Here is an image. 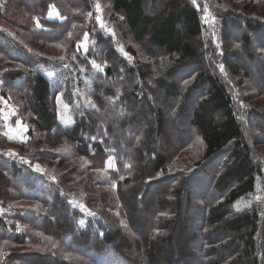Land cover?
Instances as JSON below:
<instances>
[{
	"label": "trees",
	"instance_id": "trees-1",
	"mask_svg": "<svg viewBox=\"0 0 264 264\" xmlns=\"http://www.w3.org/2000/svg\"><path fill=\"white\" fill-rule=\"evenodd\" d=\"M66 1L67 6L79 8L75 22L81 23L88 0ZM52 4L61 7L62 3L6 0L0 21L31 32L49 45L62 44L68 25L47 21ZM152 4L153 0H112L113 11L124 18L123 29L133 41L172 62L156 75L134 53L140 63L137 70L122 60L123 67L114 63L101 73L82 62L88 72H72L78 92L71 101L76 123L70 129L59 121L55 97L68 82L66 74L60 73L61 62L41 60L15 32L0 29V55L27 68L4 75L3 95L8 97L13 91L9 98L30 125L29 140L20 144L8 141L0 119V264H264V199L243 211L234 209L239 201L261 195L259 188L264 193V157L244 138L249 126L264 128L259 121L264 115L243 96L248 106L238 115L226 81L218 72L204 68L208 67L199 40L205 28L193 3L168 0L162 11ZM216 13L226 40L232 18ZM36 15L44 27L58 28L50 29V34L34 31ZM243 25L247 48L255 34L264 32V23L248 19ZM16 49L24 61L11 57ZM232 51L227 47L222 61L237 76L243 66ZM248 58L251 69L246 75L264 95V72L259 74L257 69L258 65L264 71V56ZM188 65L195 72L200 70L192 87L185 86L191 77L182 68ZM49 71L58 77L55 84L44 75ZM120 71L126 80H118ZM241 86L248 92L244 83ZM144 87L156 94L163 92L167 98L159 104L147 101L150 114L137 110ZM118 92H129L130 98ZM177 123L178 129L174 128ZM62 139L73 145L88 166L82 170L76 165L52 183L33 171L31 163L51 150L49 143ZM196 140L203 142L204 151L197 163H190ZM8 151L24 163L12 160ZM111 157L116 169L107 168ZM217 159L219 164L214 167ZM171 165V171L181 166L179 173L170 174ZM93 171H103L107 178L99 179ZM74 200L84 208L75 206ZM178 246L184 256L169 258Z\"/></svg>",
	"mask_w": 264,
	"mask_h": 264
},
{
	"label": "rangeland",
	"instance_id": "rangeland-1",
	"mask_svg": "<svg viewBox=\"0 0 264 264\" xmlns=\"http://www.w3.org/2000/svg\"><path fill=\"white\" fill-rule=\"evenodd\" d=\"M5 1L6 0H2V2H0L1 11L3 10ZM147 1L149 3L151 0ZM189 1L191 4L193 3V6L199 11L202 21H204L205 18L208 19L207 24H202L205 29L202 32L199 40V42L203 46L202 55L204 58V65L208 67L204 68L214 74L218 72L226 81V83L230 87V95L232 96V100L236 104L238 115H241L239 110L243 113L248 106L244 103L241 96H243L245 99L246 97H248V99H250L249 104L257 105L260 114L262 113L261 115H264V95H262L260 90L257 89L256 85L253 83V79H250L249 76L246 75L248 74L246 73L247 69L250 68L247 62V60H249L248 56H250L251 54L264 56V32L261 30L262 33L255 34V37L252 38V45L245 48L243 46L242 39V36L244 35V29H241V24L243 25V22H246L248 19H255L264 23V1L223 0L221 3L217 0H195V2L194 0ZM88 2L89 5L82 10L84 20L81 19L80 21H78L81 23H77V21L75 22V16L79 11V8H76L77 6H67L66 0H61L62 4L60 5L62 8L59 6L61 10H59V7L54 4L50 6L51 11L46 16L47 21L50 24L58 22L63 23V25H68L65 29H63L62 44L49 45L38 38H34L35 36L31 32L28 33V31L26 30L24 31L21 29H16L15 27L6 25L4 22L0 21V29L6 27L15 32L19 36V41L31 48L30 53L33 52L35 55H38L41 60L44 61L47 58H51L57 60L58 63L61 62L59 65L60 73L63 75L66 74L68 82L60 86V91L56 94L55 97L56 104L58 105L59 121L61 125L66 129L74 127L76 123L75 116L72 111L71 101L74 98V94L78 92V87L76 85V82L75 85L73 83L72 72L73 70L81 69V71L85 75L88 72V67L82 62L92 64L91 62L95 61V63L102 66L101 73H104L107 66L113 65L114 63H116V65H114L115 67H123L122 60L126 61L129 66L134 68V70H137L140 63L136 62L137 58L134 56L135 54L138 59L140 58L141 62L151 65V69L153 71V74L155 73V75L157 74V72L161 74L162 70L164 68L167 69L166 66L170 62H172V58L163 54L153 55V53H148L144 48L145 46H141L133 41L132 37L123 29L122 23L124 18L121 16V14L115 13L113 11L112 0H88ZM167 2L168 0H153L152 5L155 9H161L162 11ZM97 5H99V9L97 8ZM216 11L220 12L221 15L226 13L232 18V23L228 27V31L226 33V40H224L223 38L220 21H218ZM26 17L27 20H29V15L27 13ZM34 20L36 21L34 22L33 30L36 32H38L39 30H45L48 34H50L52 33L50 29L58 28L54 25H47V27H44V24L42 22H39L37 15L33 16V21ZM101 20L103 21V26L100 23ZM86 35L88 50L85 53L84 49L79 47V45L84 42V38ZM102 39L105 40V43L101 42ZM18 46H20V43ZM227 47L228 50L233 49L232 53L234 52L235 56L239 55L238 58H241L239 64L243 67L242 70H239L237 76L231 73L230 70L227 69L226 64H224L222 61V58L225 55V49ZM111 51L113 52V54L116 53L115 57H112V55L109 53ZM11 57H13V59H19L20 61L21 59H23L22 61L25 60V57H22V55L20 54V50L17 49L11 52ZM104 57H107V59L103 60L102 58ZM34 58H36L37 60V56H35ZM221 66H223V71H221ZM20 69L27 71V68L24 67V65H22L21 63L15 62L8 56L0 55V98L3 99L5 104L3 106V121L1 120V123L5 128L4 134L6 135L8 141L24 144L29 140L28 132L30 129V125L24 122L22 114L20 115L21 112L18 111L19 109L16 108L13 102L10 100L11 96L13 97V91H9L10 96H4V91L6 88L4 87L5 81L3 80L4 75L13 70ZM182 69H184L183 73L186 74V77H191L190 80H187L185 82V86L192 87L195 81H197V79L199 78L200 70L198 69L197 72H195V70H191V65L185 66ZM257 69L259 74L264 72L261 66L257 65ZM44 75L48 77L52 84H55L58 79L55 71H49L47 73H44ZM117 77L120 81L126 80L123 71H120L117 74ZM157 77L155 76V78ZM113 80V84H116L117 81L115 79ZM183 80L185 81V79ZM167 83L170 84L173 82L171 81V79H167ZM242 83H244L243 88H247L248 92L242 91ZM63 87L66 88L68 92H63ZM144 88L142 91V95H144L142 99L143 102H141L139 105L136 103V105L139 106L137 110L142 109L146 113L150 114L147 109L148 105H146V103H149L147 101H157L158 103L163 100L165 103L167 98H165L163 92H158V94H156L154 89L151 88V90H148L146 87ZM128 93L129 92H124L122 94V92H118L119 96L127 95L130 98V95ZM118 98L119 97H117V99ZM22 104L23 102L20 103V105ZM152 111L154 110L152 109ZM24 116L28 117V113L24 112ZM259 121L260 123L264 122V120L262 119H260ZM178 127V123L174 125V128L178 129ZM167 133L168 136H170V133H172V129L168 128ZM250 134L253 137L250 138ZM244 138L247 141L248 145H250V147H254L255 150L261 153V155H263L264 157V128L250 129L249 126L248 131L245 132ZM252 139H255V142H253ZM1 144L2 142L0 141V145ZM48 146L51 150L40 154V158L35 159L36 162L31 163L32 166H30L33 171L45 177V179L51 181L52 183H56V178L60 175H63L64 172L68 170L73 171L72 168L76 165H81L82 170L85 169L86 166H88V162L84 160V158L77 156L75 148L70 142H68L67 139H62L58 143L51 142ZM194 150L196 151V154H193V156L191 155L189 157V162L191 161L192 163H194V161H196L197 163V161H199L198 156L204 151V145L201 140H196L194 142ZM6 155L11 157L12 160L16 159L20 163H24V161H22V159H19L13 152L8 151ZM184 155H187V152L184 153ZM176 160L180 163L183 162V160L178 159H175L174 161ZM219 161L220 160L217 159L213 166L217 167ZM26 163L28 164L29 162ZM185 163H187V161H185ZM173 165H171L169 171L170 174L175 175L179 173V168L181 166H175L176 168L171 171ZM107 168H117L115 158L111 157L110 161H108ZM92 173H94L92 174L94 176L97 174V177L99 179L107 178L105 172L103 171H93ZM160 178L162 177L160 176ZM67 187L71 188L69 185H67ZM258 192H261V195H258L257 193L253 196H250L249 198L239 201L234 206V209L236 211H243L250 208L251 205L255 203L259 204L260 202H263L264 198L262 197V195L264 196V193L262 192L261 188H259ZM73 204L75 206L84 208V205L79 204L76 200L73 201ZM177 254H181V256H184L181 246L172 249V255L170 253L168 254V257L170 258V256H173L176 258ZM160 259L164 261L165 257L161 256Z\"/></svg>",
	"mask_w": 264,
	"mask_h": 264
},
{
	"label": "snow or ice",
	"instance_id": "snow-or-ice-1",
	"mask_svg": "<svg viewBox=\"0 0 264 264\" xmlns=\"http://www.w3.org/2000/svg\"><path fill=\"white\" fill-rule=\"evenodd\" d=\"M194 2H195V0H194ZM97 8L99 9V5H97ZM89 15H91V14H89ZM100 23H101V25L103 26V21H102V20L100 21ZM113 34H114V33H113ZM69 35H70V34H69ZM79 47L83 48L84 51H85V53L87 52V50H88L87 35H86L85 38H84V42H82V43L79 45ZM91 63H92V66H93L95 69H97L98 71H102V66H101L100 64L95 63V61H92ZM221 71H223V66H221ZM93 107H95V105H93ZM109 163H110V162H109ZM37 167H39V166H37ZM113 187H115V185H113ZM81 223H83V221H82Z\"/></svg>",
	"mask_w": 264,
	"mask_h": 264
},
{
	"label": "crops",
	"instance_id": "crops-1",
	"mask_svg": "<svg viewBox=\"0 0 264 264\" xmlns=\"http://www.w3.org/2000/svg\"><path fill=\"white\" fill-rule=\"evenodd\" d=\"M4 105H5V104H4L3 99L0 98V112L2 113V115H3V106H4ZM0 119L3 121V118H2V117H1Z\"/></svg>",
	"mask_w": 264,
	"mask_h": 264
},
{
	"label": "built area",
	"instance_id": "built-area-1",
	"mask_svg": "<svg viewBox=\"0 0 264 264\" xmlns=\"http://www.w3.org/2000/svg\"><path fill=\"white\" fill-rule=\"evenodd\" d=\"M208 18H209V17H208ZM207 20H208V19L205 18L204 21H202V18H201V22H202V24H207V22H208Z\"/></svg>",
	"mask_w": 264,
	"mask_h": 264
}]
</instances>
